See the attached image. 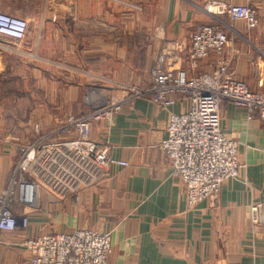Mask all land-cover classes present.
Wrapping results in <instances>:
<instances>
[{
  "label": "crops",
  "instance_id": "crops-1",
  "mask_svg": "<svg viewBox=\"0 0 264 264\" xmlns=\"http://www.w3.org/2000/svg\"><path fill=\"white\" fill-rule=\"evenodd\" d=\"M210 2L254 8L258 25L248 28L243 21L212 15L205 10ZM125 6L134 9L120 13ZM0 12L28 22L16 52L2 48L13 42L0 36V87L30 74L39 101L30 100L28 108L70 110L61 122L88 114L100 104V91L121 96L129 92L127 86L149 89L151 66L161 60L170 68H187L191 76L209 71L219 59L231 60L236 78L251 91H264V0H0ZM117 12L122 18L134 13L144 29L150 20L153 29L150 38L144 32L141 61L131 66L123 63L129 42L117 38V27L125 23H117ZM197 25H218L229 41L222 56L211 53L191 68L190 35ZM13 61L44 62L47 68L23 71ZM52 66L61 77L57 81L51 79ZM85 75L98 79L82 92L79 78ZM69 77L75 83L69 85ZM187 107L188 100L180 97L165 110L147 95L126 102L107 134L93 124L91 139L128 165L111 166L102 182L77 201L41 190L33 206L14 205L15 215L26 216L29 223L26 230L2 234L0 264L28 261L31 255L23 242L30 237L75 229L110 233L108 264H264V126L256 113L248 119L245 109L223 103L222 132L238 142L245 167L238 180L221 187L216 200L189 207L183 184L172 176L161 148L169 112L182 113ZM50 119L46 114L38 121L47 127ZM13 137L0 131V192L18 159L19 139ZM254 203L262 204L263 220L257 226L250 222Z\"/></svg>",
  "mask_w": 264,
  "mask_h": 264
},
{
  "label": "built area",
  "instance_id": "built-area-1",
  "mask_svg": "<svg viewBox=\"0 0 264 264\" xmlns=\"http://www.w3.org/2000/svg\"><path fill=\"white\" fill-rule=\"evenodd\" d=\"M205 10L243 21L248 28L258 25L254 8L224 2H210ZM28 22L24 18L0 12V36L13 42L4 49L24 42ZM225 31L218 25H197L190 35L189 65L211 53L222 56L228 44ZM231 60L219 59L205 73L190 75L187 68L167 67L163 60L150 69L147 90L127 86L125 95L101 93L100 104L86 115L69 116L57 128L42 134L35 126L31 143L16 146L18 159L8 185L0 192V247L2 234L26 230L28 218L17 216L13 206H33L41 190L61 199L79 200L83 191L96 187L107 176L111 166L128 163L112 158L109 147L91 139L92 125L105 134L121 111L133 98L149 96L156 106L169 110L180 97L188 100L182 113L169 112L166 138L161 148L170 163L171 174L184 188L186 203H198L219 196L228 181L238 180L245 167L239 160L238 142L228 139L221 129V107L225 101L247 111L248 119L256 113L264 126V91H251L230 70ZM248 185V183H246ZM262 204L250 205V222L261 224ZM30 259L23 264H108L111 253L109 232L75 229L68 233L30 237L23 242Z\"/></svg>",
  "mask_w": 264,
  "mask_h": 264
},
{
  "label": "rangeland",
  "instance_id": "rangeland-1",
  "mask_svg": "<svg viewBox=\"0 0 264 264\" xmlns=\"http://www.w3.org/2000/svg\"><path fill=\"white\" fill-rule=\"evenodd\" d=\"M120 7L121 11L123 10H133L134 8H127V6ZM10 13V12H9ZM126 12L123 14V18L121 14L118 15L117 12V23L123 20L124 25L122 27H117V38L124 39L129 42V45L125 46V57L123 63L126 66H131L133 63H139L141 60L139 51L143 48L145 43L144 32H147L148 38L152 37L153 29L149 25L146 29L140 28L139 19L134 13ZM10 15L15 16L13 13ZM135 44V46L132 45ZM23 47V46H22ZM15 50H19L21 45H16L12 47ZM16 52V51H14ZM19 68L23 71H27L30 69H38L44 71L47 68V64L39 61H13ZM144 60H142V63ZM147 63V61H145ZM155 65V64H154ZM153 66V65H152ZM151 66V67H152ZM14 68H17L14 66ZM51 70L53 81L59 80L61 77L59 74L55 72V69L52 66ZM126 71V69H125ZM149 73V71H148ZM84 86L82 88V92L86 91V87L90 85H94L93 81L97 80V77L87 76L81 77ZM69 85L75 83L76 78H68ZM19 82V83H18ZM34 89L33 78L30 74L26 78H10L8 84H3L0 87V105L3 107L0 109V131L11 134V138L16 136L19 139L18 142H15L16 146L26 145L32 142L35 139V126H39L42 134H48L54 131L61 122L64 116L69 114L68 109H54V110H46V112H42V110L28 108V105L31 104L30 100L33 102L34 100L39 101L37 96L33 95L32 91ZM42 98V95L40 96ZM71 112V111H70ZM48 115V118L52 120L51 123L48 124L47 127H42L39 118L43 119L44 115ZM60 115L62 117H57ZM14 122V123H13Z\"/></svg>",
  "mask_w": 264,
  "mask_h": 264
}]
</instances>
